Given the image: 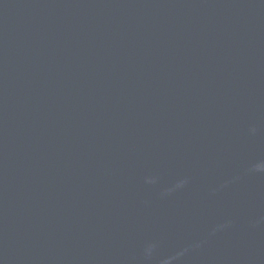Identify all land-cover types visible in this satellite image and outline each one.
Instances as JSON below:
<instances>
[{"label": "water", "instance_id": "1", "mask_svg": "<svg viewBox=\"0 0 264 264\" xmlns=\"http://www.w3.org/2000/svg\"><path fill=\"white\" fill-rule=\"evenodd\" d=\"M0 264H264V0H0Z\"/></svg>", "mask_w": 264, "mask_h": 264}]
</instances>
